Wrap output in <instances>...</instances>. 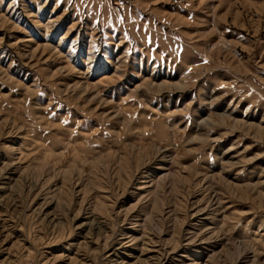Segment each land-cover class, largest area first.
I'll list each match as a JSON object with an SVG mask.
<instances>
[{"label":"rangeland","instance_id":"obj_1","mask_svg":"<svg viewBox=\"0 0 264 264\" xmlns=\"http://www.w3.org/2000/svg\"><path fill=\"white\" fill-rule=\"evenodd\" d=\"M0 187V264H264V0H0Z\"/></svg>","mask_w":264,"mask_h":264},{"label":"bare ground","instance_id":"obj_2","mask_svg":"<svg viewBox=\"0 0 264 264\" xmlns=\"http://www.w3.org/2000/svg\"><path fill=\"white\" fill-rule=\"evenodd\" d=\"M8 180V179H7ZM5 190V187L3 188V187H0V193H2V191H4ZM123 247L122 248H125L126 246L125 245H122ZM111 256H113V254L111 255ZM161 262V261H160Z\"/></svg>","mask_w":264,"mask_h":264}]
</instances>
